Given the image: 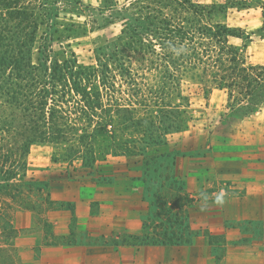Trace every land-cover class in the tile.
Here are the masks:
<instances>
[{
    "label": "rangeland",
    "instance_id": "obj_1",
    "mask_svg": "<svg viewBox=\"0 0 264 264\" xmlns=\"http://www.w3.org/2000/svg\"><path fill=\"white\" fill-rule=\"evenodd\" d=\"M110 1L109 6L103 0H0L4 37L0 40V264L14 263L15 241L44 234L48 240L46 233L70 252L80 250L77 246L82 242L92 248L90 253L112 249L118 258L114 264H125L126 256L135 254L147 240H187L184 224L189 208L179 213L177 206L194 200L190 206L194 209L206 200L215 201L221 193L218 188L225 182L232 184L221 178L223 173L237 170L235 162L222 157L235 155L239 147L258 139L256 133L264 134V103L254 106L261 113L248 112V107H241L249 106L248 101L237 100L241 98L237 90L228 95L229 89H218L203 75L201 62L176 72L155 41L158 21L188 17L206 35L195 33L196 39L201 36L211 42V63L220 47L231 45L252 65L264 64V0ZM5 2L33 7L29 23L22 22L23 14L8 13L11 8H4ZM149 2L164 6L158 12L148 11ZM218 24L230 27L232 34L219 42L207 36L208 29ZM22 33L32 37L30 47L16 43ZM149 43L152 47H147ZM56 59L82 65L80 74L57 84L59 91L66 85L65 108L70 119L63 141L43 138L39 129L46 127L39 110L21 102L23 94L31 93L28 98L38 107V90L49 94ZM92 67L97 76L85 77ZM11 87L19 92L18 104L6 95ZM95 93V113L77 108L79 103L87 106L84 97ZM136 99L179 104L190 117L188 127L167 130L165 123L159 129L136 130L130 121L134 108L137 116H145ZM116 104L126 109L117 111ZM207 154L215 172L209 188L215 198H205L206 190L201 188L197 190L202 194L200 202V197L187 192L181 196L179 190L188 188V181L181 179L180 172L197 178L196 163L202 164ZM232 190L228 192L237 191ZM63 213L68 214V233L56 237L52 235L55 225L48 219ZM127 214L133 228L117 236L110 233L111 226L122 230ZM96 222L98 236L92 230ZM130 243L131 248H126ZM188 252L190 248L184 249Z\"/></svg>",
    "mask_w": 264,
    "mask_h": 264
},
{
    "label": "crops",
    "instance_id": "obj_2",
    "mask_svg": "<svg viewBox=\"0 0 264 264\" xmlns=\"http://www.w3.org/2000/svg\"><path fill=\"white\" fill-rule=\"evenodd\" d=\"M255 111L254 113H261V108ZM260 124H263L262 121ZM254 130L259 132L256 128ZM255 136L258 139L247 143L245 148L239 147V152L235 155L222 157L237 165L235 172H225L221 177L227 181L231 180L232 183L226 185L225 182L218 188V191L223 193L222 204L216 203V200L210 202L206 200L203 205H196V208L193 209L190 206L194 204V200L190 205H187L185 200L177 206L176 210L179 213L189 208L187 211L189 213L188 223L184 224L185 232L188 235L187 240L165 242V244L162 241L156 243L144 241L135 254L131 253L132 255L126 256L124 263L264 264V134L256 133ZM208 158L209 154L202 164L196 163L199 173L197 178H190L188 174L180 172L181 179H184L185 182L188 181V188L184 186L179 190L181 196L187 192L191 197L198 198L202 194L197 190L201 188L206 190L205 198H209L211 195L215 198V192L209 189L214 181L215 172L211 167L212 160L208 161ZM202 170L204 173H201ZM177 171L178 167H176V173ZM229 188L237 191L228 192ZM202 200L203 198L200 197L199 202ZM117 214L120 213L117 212ZM67 215V213H63L61 216L49 217L48 220H52L51 222L55 225L52 235L58 237L68 233ZM123 215H125L124 212ZM130 218L127 214L122 230H112L111 226L110 233L117 236L122 231L132 229ZM89 225L91 224L89 223ZM92 225L95 226L92 230H96L94 236H98L97 232L100 229L97 222ZM47 234L48 240L44 234L42 237L41 235L32 236L30 240L15 241L16 259L13 264H76L78 261V264H84L87 261L94 264H100L103 261L114 264L118 260L113 257L112 249L104 254L97 253L96 249L90 253L92 248H86L84 242L77 246L80 249L77 252L67 251L66 246L61 242L54 243L50 238L51 235ZM131 246L132 243L125 247L131 248ZM189 248L191 252L184 253V249L189 250ZM217 249H220V252H217Z\"/></svg>",
    "mask_w": 264,
    "mask_h": 264
},
{
    "label": "trees",
    "instance_id": "obj_3",
    "mask_svg": "<svg viewBox=\"0 0 264 264\" xmlns=\"http://www.w3.org/2000/svg\"><path fill=\"white\" fill-rule=\"evenodd\" d=\"M103 2L107 3L109 6L112 5V1L110 0H103ZM159 5L161 4L149 2V6L146 7V9L148 11L158 12L159 10L157 8L164 6ZM2 6L7 9L11 8V11L8 12L10 14H23L22 18L24 19L22 22L26 23H29V20L27 19L32 17L34 11L33 7L16 5L10 6L7 2H5ZM29 11L30 13H28ZM2 15H4V13ZM151 17H153V19L157 18V16ZM145 18L148 19L149 16ZM151 22L152 21L150 20V25L152 24ZM158 24L159 25L155 27V41L158 47L164 49V58L166 63L172 67L173 70L178 72L181 71L183 67L186 68L187 66L195 68L198 64L196 61L201 62L205 64V68L202 71L203 75L210 77L208 80L215 83L218 89H229L228 95H232L231 91L237 90V94L241 96V98L237 100L242 101L241 99H246L248 101L249 106L241 104V107L249 108L248 112L255 111V107L264 103V64L252 65L248 59L241 57V54L238 52L236 47H232L231 45H226V47L224 45L223 47H220L216 53V59L213 60L214 63H211L213 52V49L209 46L211 42H206L201 39L202 37L200 35L204 37L206 35H204L201 27L197 25L196 20L188 17H177V19L173 20L158 21ZM208 30L209 32H207V36L217 42L221 40L220 38L227 39L228 36L232 35L229 33L231 29L227 25L218 24L214 30L211 28ZM20 32H22V29H20ZM195 33L200 34V39H196ZM1 39H4L3 34H0V40ZM32 41V37H28L27 33H22V39H18L16 43L19 47H27L28 43ZM152 45V43H149L147 47H152ZM28 47H30V43ZM197 47L207 48H204L199 52L196 49ZM169 48L170 50H168ZM178 61H181V63ZM217 62L219 64H217ZM74 67L76 68V71H72ZM14 68L18 70L22 69L20 65H16ZM80 68H82V65L76 64L75 60L66 59L62 63H59L56 59L53 62L50 73L51 79L53 80L51 91L48 94L46 91L39 89L36 93L40 98L39 106H34L32 99L28 98V95H31V93H28V95L23 94L21 102H27L29 105H32L33 108L35 107V109L39 110L42 126L46 127L45 129H39V134L43 135V138L50 137L53 140L59 141L67 139L64 133L65 127L69 123L70 119L67 113L68 109L65 108V94L67 91L64 88L66 85L63 84V88L59 91L57 90V84L59 85L61 80H70L71 76L80 74L78 72ZM84 75L88 78L91 76L96 77L97 69L92 67L88 72H85ZM17 87L20 88V85H17ZM18 94L19 92L14 91L12 87L8 89V92L6 93L8 98L15 104H18L16 97ZM96 95L97 93L85 96V105L87 106L79 103L77 108L79 110L88 109L95 113V110L98 108ZM31 97H33V94ZM166 102L168 101H164L162 99L153 103H142V100H140V103L138 102V108L143 109L145 116H137L135 114L137 108H134V115H131L130 117L131 125L135 127L136 130H142V132L145 131L144 128H150V126H155L159 129L161 124L165 123L167 125V130L179 131L186 129L190 119V117L187 116L186 109L181 108L179 104ZM125 109L126 107H124L123 104H116L115 110L124 111ZM159 241H162L164 244L165 242H169L165 238L160 239ZM146 242H149V240ZM152 243L156 242L152 241Z\"/></svg>",
    "mask_w": 264,
    "mask_h": 264
},
{
    "label": "clouds",
    "instance_id": "obj_4",
    "mask_svg": "<svg viewBox=\"0 0 264 264\" xmlns=\"http://www.w3.org/2000/svg\"><path fill=\"white\" fill-rule=\"evenodd\" d=\"M216 203H218V204H222L223 203V193H221L220 195H218L216 197Z\"/></svg>",
    "mask_w": 264,
    "mask_h": 264
}]
</instances>
